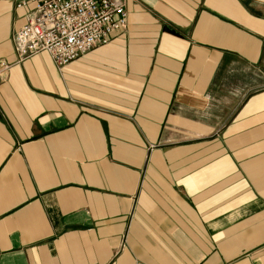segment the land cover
Returning <instances> with one entry per match:
<instances>
[{"label": "crops", "instance_id": "1", "mask_svg": "<svg viewBox=\"0 0 264 264\" xmlns=\"http://www.w3.org/2000/svg\"><path fill=\"white\" fill-rule=\"evenodd\" d=\"M21 1L0 0V264H264V0H127L61 67L18 59Z\"/></svg>", "mask_w": 264, "mask_h": 264}, {"label": "built area", "instance_id": "2", "mask_svg": "<svg viewBox=\"0 0 264 264\" xmlns=\"http://www.w3.org/2000/svg\"><path fill=\"white\" fill-rule=\"evenodd\" d=\"M18 7L35 11L15 32L18 59L45 51L60 67L109 43L129 18L127 0H22Z\"/></svg>", "mask_w": 264, "mask_h": 264}, {"label": "rangeland", "instance_id": "3", "mask_svg": "<svg viewBox=\"0 0 264 264\" xmlns=\"http://www.w3.org/2000/svg\"><path fill=\"white\" fill-rule=\"evenodd\" d=\"M258 210V209H257ZM263 239H264V236H263Z\"/></svg>", "mask_w": 264, "mask_h": 264}]
</instances>
